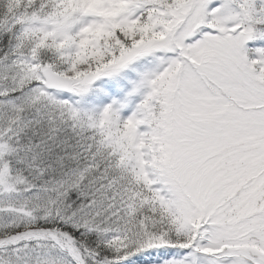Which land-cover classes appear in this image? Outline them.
<instances>
[{"label":"snow or ice","instance_id":"snow-or-ice-1","mask_svg":"<svg viewBox=\"0 0 264 264\" xmlns=\"http://www.w3.org/2000/svg\"><path fill=\"white\" fill-rule=\"evenodd\" d=\"M0 264H264V0H0Z\"/></svg>","mask_w":264,"mask_h":264}]
</instances>
